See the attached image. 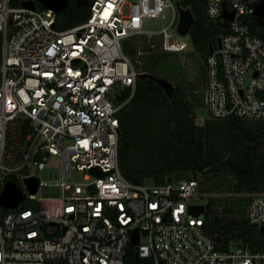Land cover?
Segmentation results:
<instances>
[{"label": "built area", "instance_id": "1", "mask_svg": "<svg viewBox=\"0 0 264 264\" xmlns=\"http://www.w3.org/2000/svg\"><path fill=\"white\" fill-rule=\"evenodd\" d=\"M32 1L35 10L0 0V193L6 182L22 192L15 208L0 206V264H125L130 246L141 264H264V252L221 248L208 234L205 204L192 202L202 198L196 179L135 185L120 170L117 114L143 74L141 58L190 50L177 0H92L88 19L64 31L56 12ZM256 11L264 0H207L208 16L228 30L205 63L209 117L264 120V40L244 21ZM167 14L166 27L143 28ZM247 220L264 227V195L251 196Z\"/></svg>", "mask_w": 264, "mask_h": 264}, {"label": "trees", "instance_id": "2", "mask_svg": "<svg viewBox=\"0 0 264 264\" xmlns=\"http://www.w3.org/2000/svg\"><path fill=\"white\" fill-rule=\"evenodd\" d=\"M23 1L11 0L10 5L16 8ZM91 2L77 9L76 0H69L68 7L56 13L55 28L64 31L85 22ZM177 2L194 17L189 39L192 53L202 62L198 65L199 76L206 81L205 63L210 45L216 49L217 39L228 30L219 20L208 16L207 0ZM244 21L249 24L251 34L264 40L263 18L248 16ZM125 52L133 56L128 47ZM177 56L181 57L177 53H154L145 57L143 74L137 80L133 97L117 114L120 170L135 185L146 180L159 185L169 178L196 179L202 196L208 192L204 188L206 176L225 171L232 181L231 192L237 197L207 199L205 229L221 248L241 243L253 252H264V232L247 220L251 196L264 195V120L210 117L198 125L195 103L203 106V91L198 97L191 91L188 93L181 79L178 81L180 58ZM161 66L173 67L174 72L163 73ZM155 78L173 85L170 97ZM129 95L130 89H124L118 100L123 102ZM125 264H141L131 246Z\"/></svg>", "mask_w": 264, "mask_h": 264}, {"label": "rangeland", "instance_id": "3", "mask_svg": "<svg viewBox=\"0 0 264 264\" xmlns=\"http://www.w3.org/2000/svg\"><path fill=\"white\" fill-rule=\"evenodd\" d=\"M169 22H170L169 14H167L166 17L164 18L145 19L143 22V28L145 30L157 31L166 27L169 24ZM169 32L175 34L176 27L170 29ZM181 40L184 41L190 47V50L186 54L181 55V57L177 56L178 60L180 58V65L178 67V81L179 79H181V81L183 82V86L185 89H187L188 93L189 91H191V93H194L195 95L200 97L201 91L204 90V86H205V81L202 80V78L199 76L198 73V65H200L202 62L199 59L200 57L192 53L189 35L181 37ZM141 60L144 63L145 57H142ZM162 69H163L162 70L163 73H168L169 70L170 71L174 70L173 67L170 68L168 66L167 67L163 66ZM198 89H200V91L197 92ZM199 103L197 102L195 103L196 113H197L196 123L198 125H201L210 117L205 107L200 106ZM46 165L48 167L59 169L60 160L57 156H49L48 160L46 161ZM37 176L41 178L42 177L41 172L38 173ZM70 181L73 183L81 182L82 175L78 172H72L70 176ZM231 184L232 181L230 178H228V175L225 173V171L221 170V171L211 172L206 176L204 182L205 185L204 188L208 192L204 193L202 198L198 200L193 198L192 202H196L197 204H205V201H207V199L215 200L217 198H223V197H230V198L237 197V195L231 192ZM36 196L37 198H40L42 196L41 190L37 192Z\"/></svg>", "mask_w": 264, "mask_h": 264}, {"label": "water", "instance_id": "4", "mask_svg": "<svg viewBox=\"0 0 264 264\" xmlns=\"http://www.w3.org/2000/svg\"><path fill=\"white\" fill-rule=\"evenodd\" d=\"M37 2L43 6L45 9L53 10L54 12L58 13L64 9H66L69 5V0H37ZM87 3H79L76 0V8L79 7H86ZM179 11V23H178V33L182 36L189 35L190 29L194 24V17L189 9H183L180 7L179 3L176 2ZM22 6L28 9L35 10L36 5L32 0H24L22 2ZM234 16V12L229 14H222L221 19L225 21L232 20ZM255 16L264 18V11H256ZM226 26V24H224ZM224 26V27H225ZM217 47H220V37L217 39ZM210 53L213 52V47L210 45ZM155 82L164 90L167 96H171L174 90L173 85L162 78H155ZM95 172V171H93ZM28 189L31 193H35L38 188V182H28ZM22 200V192L17 187V185L13 182H6L2 192L0 193V206L7 209H12L17 206V204ZM204 211V205L199 206H190L189 212L194 215L198 216ZM259 230L264 232V227H260ZM132 243L133 245L138 244V235L132 236ZM138 259V258H137Z\"/></svg>", "mask_w": 264, "mask_h": 264}, {"label": "flooded vegetation", "instance_id": "5", "mask_svg": "<svg viewBox=\"0 0 264 264\" xmlns=\"http://www.w3.org/2000/svg\"><path fill=\"white\" fill-rule=\"evenodd\" d=\"M89 0H78L79 3H84V2H88Z\"/></svg>", "mask_w": 264, "mask_h": 264}]
</instances>
